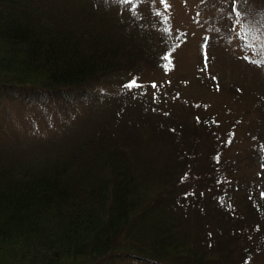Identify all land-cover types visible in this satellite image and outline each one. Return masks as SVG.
Listing matches in <instances>:
<instances>
[{
	"label": "trees",
	"instance_id": "16d2710c",
	"mask_svg": "<svg viewBox=\"0 0 264 264\" xmlns=\"http://www.w3.org/2000/svg\"><path fill=\"white\" fill-rule=\"evenodd\" d=\"M141 3L0 0V96L93 109L64 140H0V264H256L264 255V219L225 212L241 196L264 208L257 175L253 195L229 181L240 169L226 151L241 115L199 114L185 135L167 96L163 120L133 117L151 103L144 70L168 65L174 43L168 25L148 24ZM239 3L242 37L252 38L264 30V0ZM133 79L139 87L125 88ZM209 201L232 220L218 239L206 237Z\"/></svg>",
	"mask_w": 264,
	"mask_h": 264
},
{
	"label": "rangeland",
	"instance_id": "374dc122",
	"mask_svg": "<svg viewBox=\"0 0 264 264\" xmlns=\"http://www.w3.org/2000/svg\"><path fill=\"white\" fill-rule=\"evenodd\" d=\"M139 1L142 2V16L145 15L148 24L153 25V29L168 25L174 32V43L167 67L144 70L142 81L149 86L148 100L151 103L141 107V111L137 110L133 117H143L142 113H145L154 122L163 120L160 117L163 108L170 109L167 96L176 97L172 114L185 135L194 131L196 122H200L199 114L220 120L241 115L243 125L236 127L233 146L226 151L230 159H239L240 169L230 175L229 181L237 178L232 183L236 188L235 183L243 181L239 189L244 195H253V178L257 175L259 194L264 202V101L258 100H264V94L259 93L264 91V60H261L264 59V30L253 32L252 38L242 37L248 24L242 15L239 18L235 15L236 11H241L239 0ZM165 16L168 22H165ZM257 54H261L260 58ZM201 55L206 61L201 62ZM256 101L258 104L255 105ZM50 103L46 100L29 101L20 96H0V140H20L25 136L30 140L35 136L47 138V143L53 139L64 140L67 135L83 130V123L89 121L93 111L90 103L78 107L60 101ZM137 103L142 104L139 100ZM98 105L95 103V109ZM192 107L202 108L205 113L198 111L195 114ZM248 122L253 128L247 125ZM257 157L262 166H255ZM203 162L209 163L206 157ZM194 202L202 201L195 197L190 204L195 208ZM208 204L210 209L204 214V223L210 225L213 233L208 232L207 226L206 237L218 239L223 234L218 236L215 231L229 230L232 220L222 217L225 219L221 221L212 209L215 202L209 201ZM225 212L230 217L237 214L246 219L256 213L260 221L264 219V208L247 196L236 198L234 210ZM197 216L202 218L203 214ZM236 242L229 240L226 249H231ZM256 264H264V255Z\"/></svg>",
	"mask_w": 264,
	"mask_h": 264
},
{
	"label": "snow or ice",
	"instance_id": "6c2138e0",
	"mask_svg": "<svg viewBox=\"0 0 264 264\" xmlns=\"http://www.w3.org/2000/svg\"><path fill=\"white\" fill-rule=\"evenodd\" d=\"M121 2L123 4H125V5H127V4H132L134 2V0H121ZM235 15L237 16V18H239L242 15V13L240 11H236ZM164 19H165V22H168L167 16H165ZM166 31H167V29H166ZM162 59L163 60H168L169 56L165 55V56L162 57ZM165 67H167V65H165ZM124 87L128 88V89H131L133 87H139V85H137L136 80L133 79L129 84L125 85ZM153 87H155V85H153Z\"/></svg>",
	"mask_w": 264,
	"mask_h": 264
}]
</instances>
